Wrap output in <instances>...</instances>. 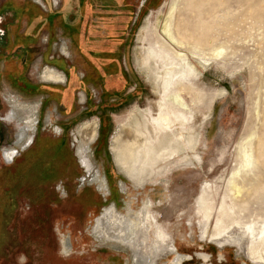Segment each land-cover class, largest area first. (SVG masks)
<instances>
[{
  "label": "rangeland",
  "instance_id": "374dc122",
  "mask_svg": "<svg viewBox=\"0 0 264 264\" xmlns=\"http://www.w3.org/2000/svg\"><path fill=\"white\" fill-rule=\"evenodd\" d=\"M37 1L0 0V8L7 4L9 11L2 17L3 28L12 19V4L21 6L22 13L28 3L37 6H28L11 27L13 38L17 35L23 45L32 44L26 62L15 57L0 59V264H135L130 249L101 241L91 231L105 206L114 203L125 213L127 202L135 199L132 207L136 210L146 197H151L153 215L167 242L184 257L181 264L190 256L193 262L186 264L201 263L202 255L209 259L206 264H253L237 247L222 249L210 237L217 217H223L225 226L234 217L243 226L264 224V0H125L134 8L131 27L124 31L117 54L125 83L119 94L110 91L106 95L80 33L73 35L65 28L62 16L51 25L46 23L49 11L62 10L66 1ZM157 16V32L165 21L173 35L183 21V28H195L194 43L176 36L182 46L171 43L169 49L188 55L190 50L198 51L210 60L206 69L195 58L190 59L197 73L175 61L163 63L154 33ZM148 18L141 43L138 31ZM29 25L35 35L26 32ZM199 29L204 30L205 45H198L202 43ZM32 36L36 41L30 43ZM146 45L158 58L147 64L148 69H139ZM54 59L60 70L76 67L69 103L62 91L69 84L66 75L59 84L41 80L45 67H55ZM159 72H167L162 83L154 80ZM26 80L47 87L35 89ZM14 101L37 107L36 129L28 148L30 134L23 132L21 124L27 110L20 108L16 120L6 119ZM132 113L145 123L147 143L159 151L153 166L164 171L170 167L162 177L145 182L143 190L118 171L109 150L119 124ZM94 120L98 137L90 146L93 169L87 174L76 156L75 136L83 123ZM38 132L45 140L63 137L65 144L31 166L33 159L26 158V152ZM12 148L17 156L10 162L3 154ZM97 172L106 177L110 191L106 195L92 178ZM120 182L126 184V191ZM11 188H16L13 194ZM205 190L213 216L204 239V215L198 201ZM222 201L234 207L233 215L219 213ZM260 248L264 250V241ZM173 258L169 254L159 264H172Z\"/></svg>",
  "mask_w": 264,
  "mask_h": 264
},
{
  "label": "bare ground",
  "instance_id": "6f19581e",
  "mask_svg": "<svg viewBox=\"0 0 264 264\" xmlns=\"http://www.w3.org/2000/svg\"><path fill=\"white\" fill-rule=\"evenodd\" d=\"M35 1L40 3L37 0ZM51 4L52 1L50 2V5ZM158 21H160V16H157L154 33L156 34V43L160 45V48H162L161 53L163 51L160 55L163 63L165 62V65H167V62L169 64L170 61H175L177 64L180 63L183 67H186L190 72L197 73V67L190 59L195 58L197 59L198 65L206 69L210 60L206 59L204 56L201 57L198 51L190 50V55H188L189 53L187 54L173 51L174 49H169L171 43L179 47L182 46V41H180L176 36L181 38L187 37L192 41L195 34V28H183V21L177 26L176 35H173L169 29L167 21H165L163 25L159 27L157 32L156 29ZM149 22L150 19H146L138 31L137 38L141 41V43L146 35L145 32L148 28ZM186 31H189V33H186ZM198 36H200L199 39L202 40V43L198 45H205L207 39L204 36V30L199 29ZM192 42L194 43L195 41L193 40ZM197 42L199 41H196V43ZM187 43L189 44L190 42ZM142 52L141 60L137 64V68L142 69L145 67V69H148L147 64L152 63L158 58V56H156L152 47L148 45L143 47ZM170 70L172 71V69ZM166 74L167 72H159L155 75L154 80L157 83H162ZM63 79L64 75L60 74L56 69L51 67H45L41 73V80L45 83L59 84L63 81ZM158 89L160 90V88ZM10 105L11 109L6 118L8 121L17 119V115L20 113V108L23 112L27 110V114L21 119V124H23V132H26L28 135L30 134L25 144L26 148H28L33 141L32 137L36 129L34 125H36L37 121L35 116V110L37 107H31L30 103L27 104L19 101H14ZM87 123H83L84 126L78 131V135L75 136L77 142L75 152L82 168L85 169L87 174H91L93 163L90 158L89 150L90 146L95 143V140L98 137V127L96 120L92 123ZM142 126L145 130H142ZM148 134L149 131L145 123L141 122L140 119L136 117L135 113H132L128 116L124 123L119 124L118 131L112 136L109 149L118 171L131 181V185L142 190L146 188L144 185L145 182H148L149 180L152 182L156 178L162 177V173L164 172L163 175H165L170 168L169 167L164 171L159 168V166H153L152 162L155 159V153H158L159 151L156 150L154 146L147 143L149 137ZM191 138H196V135ZM189 141L193 144V140ZM25 146L23 149H25ZM16 154V148H12L4 151L3 157L5 160L11 161L14 159ZM191 154H195L194 150ZM191 154H189L187 158L191 159L193 157ZM152 175L153 177H151ZM92 178L97 182L98 188L103 190L105 195L108 194L109 189L106 177H101L100 173L97 172L92 175ZM120 187L123 191L127 190V186L124 182H120ZM208 196L209 194L205 190L198 201V207L204 215V224L201 233L202 238L204 239L208 236L207 231L213 216V204L211 205L207 202ZM134 202L135 199L127 202L125 213L120 211L114 203L105 206L101 214L96 216L94 220V225L92 226L91 231L92 235L101 241L111 243V245L118 244L119 246L130 249L135 264H159V260H162L169 254H174V263L172 264H181L184 257L175 250L176 248L173 244H169V241L167 242L164 233L158 226L159 224L157 225V217H155L152 212L154 209L152 208L151 197H146L145 200H143L142 205L136 210L132 207ZM218 208L219 213L222 214L225 212L230 216L235 213L233 209L234 207H232L231 204H228V202L226 203L222 201ZM222 218L223 217L216 218L214 233L210 237V242L213 241L222 249H225L227 246L237 247L239 251H242L246 258L253 264H264V250L260 248L264 241V224H261L258 227L252 224L243 226L240 221L234 217L231 224L225 226L223 225L224 221Z\"/></svg>",
  "mask_w": 264,
  "mask_h": 264
},
{
  "label": "flooded vegetation",
  "instance_id": "af4514ba",
  "mask_svg": "<svg viewBox=\"0 0 264 264\" xmlns=\"http://www.w3.org/2000/svg\"><path fill=\"white\" fill-rule=\"evenodd\" d=\"M84 1L85 0H69L70 7L64 13L65 28L71 29L75 33L73 35H78L80 33L78 36L79 40L82 43L85 52L89 55V59H92L93 61V72L95 73L98 81L101 82L102 94L106 95L110 91H114V94H119V89H121V85L125 83V79L124 72L120 68L121 59H118L117 54L121 41L124 38V31L131 27L134 14L133 5L128 3L126 4L125 0H89V2H91V9L89 10L84 6ZM141 6H143V4H141ZM7 7L8 5L4 4L0 8V59L7 61L10 60L11 57H15L24 63L29 55L31 49L30 46L32 44L23 45L22 41H19V37L17 35L13 38L11 27L12 23L16 21L15 24H17L19 17L27 13V11L22 13L23 8H21V6H14V4H12L10 10L12 19L4 24L3 28L1 26L2 17L9 12ZM142 10H144L143 7ZM60 11L57 12L60 13ZM34 31L35 28L30 27V25L27 26L26 32H28V34L35 35ZM94 31L95 34H93ZM28 34L26 36H30ZM113 36L118 37L116 41ZM34 37L35 36H32L29 39L30 43L36 41L34 40ZM19 43L22 46H19ZM112 46H114V48L113 50H110V47ZM55 60L58 59H54L53 61ZM20 65L22 64L20 63ZM18 67H20L19 64L17 65V68ZM73 70L76 73L75 66H69L65 71H67V73H69L68 75H70ZM20 71L21 69L19 71L17 70V73H20ZM57 71L65 76L64 72L60 70ZM10 76L11 75L8 77ZM27 83V86L37 88V85L30 84L29 82ZM44 87L47 86L45 85ZM62 91L64 92V101L67 102L65 99V95L67 94L66 88ZM101 101L97 103L99 104ZM16 156L17 154L15 157ZM13 160L10 162H13ZM175 250L178 251L177 249ZM190 259L191 260H188L186 263L193 262L194 257L190 256ZM199 260L201 263L198 264H206L209 262V259L205 255H202Z\"/></svg>",
  "mask_w": 264,
  "mask_h": 264
},
{
  "label": "trees",
  "instance_id": "16d2710c",
  "mask_svg": "<svg viewBox=\"0 0 264 264\" xmlns=\"http://www.w3.org/2000/svg\"><path fill=\"white\" fill-rule=\"evenodd\" d=\"M31 3H28L27 6H30ZM73 73V74H72ZM77 76L76 73L74 74V72H71V78H70V85L68 87V92H71L72 87H74V83H76V81H74V78ZM36 89V88H35ZM47 99L44 100V103L46 104ZM44 138L47 137H42V135L38 132L37 137L35 139V142L33 143V145L27 150L26 152V158L28 159H33V161L30 163L31 166H33L37 163L36 160L38 158V160H42L41 162H43V159L46 158V156L52 155L54 153L53 150H56L55 148L58 147L60 150H62L65 142L63 137L59 138V139H52V140H45ZM45 140V141H44ZM39 146V150H34L35 147ZM14 190H16V188H11L9 191L14 192Z\"/></svg>",
  "mask_w": 264,
  "mask_h": 264
},
{
  "label": "crops",
  "instance_id": "0c3cea01",
  "mask_svg": "<svg viewBox=\"0 0 264 264\" xmlns=\"http://www.w3.org/2000/svg\"><path fill=\"white\" fill-rule=\"evenodd\" d=\"M45 1H47V0H45ZM66 2H65V5H64V7H63V9L60 11V13L59 12H53L52 10H50L49 11V14L47 15V24H49V25H51V23H53V21H54V19L56 18V17H58V16H62V19H63V21H64V17H65V15H64V13L68 10V8L70 7V2H69V0H65ZM85 3H84V6L87 8V9H91V2H89V0H85L84 1ZM32 4H30V6L31 7H33V8H37V6H35V4H33V2H31ZM14 6H16V5H14ZM19 6V5H18ZM24 9H25V11H27V9H28V6H25L24 7ZM46 24V25H47ZM35 32V31H34ZM93 34H95V31H94V33ZM44 60H46V63L48 62V59L47 58H45ZM52 64H54L55 65V67L53 66V68H55V69H57V70H60L59 68H56V67H59L58 65H56L55 64V61H53V63ZM47 66V65H46ZM52 67V66H51ZM61 68V67H60ZM61 70H63L64 71V74L66 75V83H67V81H69V84L67 85V88H66V91H67V96L65 97V99H66V101H67V103H69L70 101H71V98H72V96H71V92H68V87H69V85H70V80H69V78H71V74H70V76L68 77L67 76V72L64 70V67L61 69ZM60 70V71H61ZM72 72H74V70L72 71ZM73 74V73H72ZM45 83H43V84H37V88L39 89L40 87H42V86H45L44 85ZM65 85V86H66ZM58 86H60V85H58ZM60 87H62V86H60ZM68 94L70 95V96H68ZM73 94V93H72Z\"/></svg>",
  "mask_w": 264,
  "mask_h": 264
},
{
  "label": "built area",
  "instance_id": "2783aa9c",
  "mask_svg": "<svg viewBox=\"0 0 264 264\" xmlns=\"http://www.w3.org/2000/svg\"><path fill=\"white\" fill-rule=\"evenodd\" d=\"M54 1V0H53ZM56 1V0H55ZM56 3H57V1H56Z\"/></svg>",
  "mask_w": 264,
  "mask_h": 264
}]
</instances>
